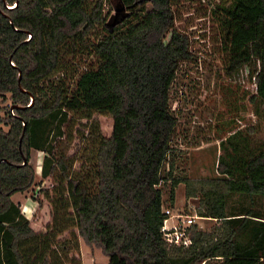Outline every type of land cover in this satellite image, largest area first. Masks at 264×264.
Segmentation results:
<instances>
[{
	"label": "trees",
	"instance_id": "16d2710c",
	"mask_svg": "<svg viewBox=\"0 0 264 264\" xmlns=\"http://www.w3.org/2000/svg\"><path fill=\"white\" fill-rule=\"evenodd\" d=\"M228 1L227 70H249L263 138L256 139V126L234 130L219 144V176L192 181L172 178L173 162L162 176L177 124L169 90L188 58L187 38L174 28V0H121L126 15L110 27L101 0H0V96L10 102L1 121L8 129L0 128V264H49V236L40 238L12 201L33 184L31 150L46 154L41 175L54 183L56 217L70 212L65 221L108 264H264L262 212L226 210L230 195L251 205L264 196V0ZM83 57L92 60L78 70L73 63ZM58 71L63 79L43 90ZM95 113L110 116V134L88 133L92 164L73 172L54 131L60 135L69 114L88 120ZM161 182H170V208L183 184L186 199L198 198L197 216L218 226L205 232L194 225L189 248H167Z\"/></svg>",
	"mask_w": 264,
	"mask_h": 264
},
{
	"label": "rangeland",
	"instance_id": "374dc122",
	"mask_svg": "<svg viewBox=\"0 0 264 264\" xmlns=\"http://www.w3.org/2000/svg\"><path fill=\"white\" fill-rule=\"evenodd\" d=\"M102 16L108 24L120 20L126 14L121 0H101ZM228 0H174V28L187 38L188 58L179 63L175 78L169 90V106L177 124L171 141L172 151L168 163L162 170L166 176L173 162L172 178L192 181L218 177L217 160L222 153L219 144L234 130L245 126H256V139L262 140V125L258 116L259 102H252L253 82L249 70L228 72V52L224 47L222 26L223 7ZM92 58H80L73 64L83 70ZM70 73V72H69ZM61 71L53 73L44 82L43 90L50 83L63 79ZM9 95L0 96V128L8 129L1 121L4 109L9 107ZM49 96V95H48ZM112 120L106 114L95 113L90 119L78 114H69L67 123L61 130L54 131V145L59 153L67 156L72 163V171L81 170V165L92 164L93 144L88 133L99 132L109 136ZM52 137V136H51ZM44 152L31 150L29 165L34 170L32 186L23 193L15 194L12 201L18 205L23 216L32 224L37 235L49 236L50 248L46 250L49 264H108V258L98 245H87L77 235L73 225L65 218L56 217L52 197V179H43L41 167ZM170 182H161L164 209L170 208L168 189ZM45 190V192L41 191ZM230 195L227 198V213H236L250 207L264 216V196L252 197ZM174 210L182 214L197 215L198 198L186 199L184 185L175 189ZM196 227L212 232L218 226L216 220H196ZM209 264H219L210 261Z\"/></svg>",
	"mask_w": 264,
	"mask_h": 264
},
{
	"label": "built area",
	"instance_id": "2783aa9c",
	"mask_svg": "<svg viewBox=\"0 0 264 264\" xmlns=\"http://www.w3.org/2000/svg\"><path fill=\"white\" fill-rule=\"evenodd\" d=\"M10 6L9 8H12ZM164 220L160 229L163 242L167 248L187 249L192 240L190 230L196 225V220H205L197 215L182 214L174 208H162Z\"/></svg>",
	"mask_w": 264,
	"mask_h": 264
},
{
	"label": "water",
	"instance_id": "95a60500",
	"mask_svg": "<svg viewBox=\"0 0 264 264\" xmlns=\"http://www.w3.org/2000/svg\"><path fill=\"white\" fill-rule=\"evenodd\" d=\"M121 5H122V3H121ZM122 7H123V5H122ZM123 8H124V7H123ZM10 9H11V8H10ZM124 9H125V8H124ZM125 15H126V14H125ZM125 15H124V16H125ZM124 16H123V17H124ZM123 17H121L120 20H121ZM120 20L115 21V22H113L112 24H108V23H107V26L110 27V26H112L113 24L119 22ZM19 80H20V76H19ZM32 104H33V97L30 95V106H31ZM24 126H25V125H24ZM20 142H21V140H20ZM25 163H26V160H24L23 164H25Z\"/></svg>",
	"mask_w": 264,
	"mask_h": 264
}]
</instances>
